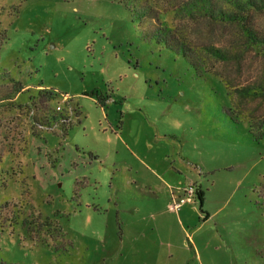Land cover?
<instances>
[{
  "label": "rangeland",
  "instance_id": "obj_1",
  "mask_svg": "<svg viewBox=\"0 0 264 264\" xmlns=\"http://www.w3.org/2000/svg\"><path fill=\"white\" fill-rule=\"evenodd\" d=\"M2 86L0 264H264V0H0Z\"/></svg>",
  "mask_w": 264,
  "mask_h": 264
},
{
  "label": "crops",
  "instance_id": "obj_2",
  "mask_svg": "<svg viewBox=\"0 0 264 264\" xmlns=\"http://www.w3.org/2000/svg\"><path fill=\"white\" fill-rule=\"evenodd\" d=\"M7 88V87H5ZM5 88L0 87V91L2 92ZM3 93V92H2ZM3 98L0 101V110L1 112H3V114L7 113L6 111H8L7 109H9V105H7V103L10 102L9 98H8V94L4 93L3 94ZM18 94L15 95L14 99L17 97ZM13 99V100H14ZM63 116V115H61ZM59 116L55 117V118H59ZM64 121V118H60L58 121ZM165 194L162 198V200L160 201L159 199H156L155 196H152L151 201H152V206L151 208H149V212L147 213V215H145V217H142L141 219H131L129 222V228L132 229H137L138 234L137 237L135 236V240H138L141 236L143 235H147V230L149 231L151 238L150 240L156 244V245H164L165 242H163V240L165 239V235H167V233H165V230H167V226L169 221L168 220H157L158 217H165L163 215L165 214H171L174 212L177 213L178 211H180L181 207L183 206V204L185 202H189L186 200V195H185V190H181V192H184V194L180 193L178 195L177 198H174L173 200V196L169 195L168 192L165 189ZM159 198H161V196H159ZM174 203H180L181 207L179 210H176L173 208ZM151 218L152 220H148V221H143L145 220V218ZM145 222V225H143V223ZM145 242V249L148 250L147 253H154V254H158L159 256H156L157 258L160 257V259L164 258L163 252L161 251L160 247H156L153 246L148 239L144 240Z\"/></svg>",
  "mask_w": 264,
  "mask_h": 264
},
{
  "label": "built area",
  "instance_id": "obj_3",
  "mask_svg": "<svg viewBox=\"0 0 264 264\" xmlns=\"http://www.w3.org/2000/svg\"><path fill=\"white\" fill-rule=\"evenodd\" d=\"M56 110H58V111H62V106L61 105H59L58 107H57V109ZM63 111H64V109H63ZM67 111H69V113L72 111V110H70V108L68 107V109H67ZM189 189V188H188ZM187 189V195H186V200L187 201H192V193H193V188L192 187H190V189L188 190ZM180 207H181V204L180 203H174V205H173V208L174 209H176V210H179L180 209Z\"/></svg>",
  "mask_w": 264,
  "mask_h": 264
},
{
  "label": "trees",
  "instance_id": "obj_4",
  "mask_svg": "<svg viewBox=\"0 0 264 264\" xmlns=\"http://www.w3.org/2000/svg\"><path fill=\"white\" fill-rule=\"evenodd\" d=\"M202 12V11H201ZM244 32L247 34V35H249V31L248 30H244ZM159 35V34H158ZM156 36L155 35V37H157V38H159V36ZM161 40L162 41H164L165 42V44L169 47V48H171V49H173L172 47H170L168 44H167V41L165 40V39H163V38H161ZM174 50V49H173ZM185 50V49H184ZM182 51V50H176L178 53H180V54H182L183 56H184V58L187 60V61H189V59H188V57H187V55L185 54V51ZM61 117V116H60ZM52 119H55V118H52Z\"/></svg>",
  "mask_w": 264,
  "mask_h": 264
}]
</instances>
